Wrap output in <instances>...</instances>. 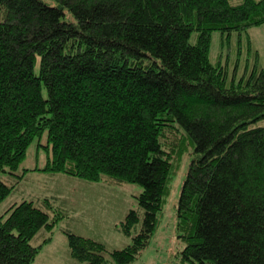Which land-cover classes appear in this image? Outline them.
I'll list each match as a JSON object with an SVG mask.
<instances>
[{
    "label": "trees",
    "instance_id": "1",
    "mask_svg": "<svg viewBox=\"0 0 264 264\" xmlns=\"http://www.w3.org/2000/svg\"><path fill=\"white\" fill-rule=\"evenodd\" d=\"M55 1L0 0V203L25 178L29 170L17 171L47 130L51 157L33 171L142 188L141 229L111 253L131 264L189 152L177 211L183 260L264 264V127L252 126L264 119V68L257 58L228 85L226 69L210 61L213 32L264 25V0ZM53 205L23 201L0 218V264L34 263L67 216ZM139 221L130 210L120 230L131 236ZM64 233L73 258L108 264L104 244Z\"/></svg>",
    "mask_w": 264,
    "mask_h": 264
},
{
    "label": "rangeland",
    "instance_id": "2",
    "mask_svg": "<svg viewBox=\"0 0 264 264\" xmlns=\"http://www.w3.org/2000/svg\"><path fill=\"white\" fill-rule=\"evenodd\" d=\"M49 6H57L55 0H41ZM237 5L243 0H229ZM64 19L76 22L74 16L66 11ZM198 34L194 32L190 38L191 44H196ZM264 68V25L251 28L247 32L226 33L215 31L212 34L210 61L213 65L222 66L228 73V85L234 80L239 82L247 76L256 63ZM40 63L35 66L39 75ZM45 99L48 92L42 89ZM264 127V119L252 125ZM52 154L48 131L45 130L29 146L26 157L17 173L26 172L25 178L0 203V218H6V212L14 204L23 201H33L35 204L50 200L55 208L67 214L55 227L53 240L40 251L33 264H86L71 256L65 230L85 238H93L106 247L104 253L108 264H116L111 253L131 245L132 237L138 234L142 226L143 210L137 197L142 188L133 184L111 185L105 182L92 183L66 174H52L34 169H44ZM192 155L187 152L175 170L170 182V195L166 198L162 211L158 215V224L149 245L131 264H188L182 258L185 243L179 237L178 205L181 191L187 177ZM12 177L3 174L2 178ZM58 209V210H59ZM130 210L140 214V221L132 230L131 236H126L120 230V224ZM39 239L32 241L39 244ZM52 255V256H50Z\"/></svg>",
    "mask_w": 264,
    "mask_h": 264
},
{
    "label": "crops",
    "instance_id": "3",
    "mask_svg": "<svg viewBox=\"0 0 264 264\" xmlns=\"http://www.w3.org/2000/svg\"><path fill=\"white\" fill-rule=\"evenodd\" d=\"M50 256H52V255H50ZM53 257V256H52Z\"/></svg>",
    "mask_w": 264,
    "mask_h": 264
}]
</instances>
